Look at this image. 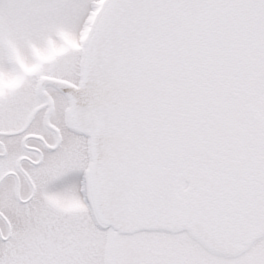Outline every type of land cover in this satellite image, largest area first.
<instances>
[{
	"label": "snow or ice",
	"instance_id": "6c2138e0",
	"mask_svg": "<svg viewBox=\"0 0 264 264\" xmlns=\"http://www.w3.org/2000/svg\"><path fill=\"white\" fill-rule=\"evenodd\" d=\"M0 264H264V0H0Z\"/></svg>",
	"mask_w": 264,
	"mask_h": 264
}]
</instances>
